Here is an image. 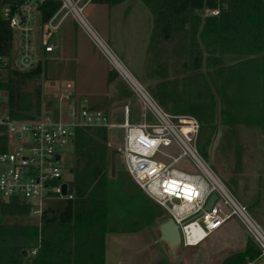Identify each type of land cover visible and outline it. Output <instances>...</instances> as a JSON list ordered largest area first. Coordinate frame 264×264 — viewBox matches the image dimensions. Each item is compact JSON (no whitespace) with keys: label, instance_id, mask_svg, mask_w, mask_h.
Returning a JSON list of instances; mask_svg holds the SVG:
<instances>
[{"label":"trees","instance_id":"16d2710c","mask_svg":"<svg viewBox=\"0 0 264 264\" xmlns=\"http://www.w3.org/2000/svg\"><path fill=\"white\" fill-rule=\"evenodd\" d=\"M93 1L113 5L123 0ZM141 1L151 15L152 39L188 40L191 73L187 104L181 112L195 115L199 133L204 124L211 126L208 144L218 104L222 123L253 122L254 114L262 110L258 98L263 97L259 88L264 82V0ZM59 4V0H45L38 5L40 27ZM216 6L217 15L202 13L205 7ZM13 35L0 10V58L6 61L0 71L3 105L12 118L34 119L42 113V88L40 84L29 87V83L45 72L41 58L47 43L42 44L40 56L24 68L17 60ZM108 136L105 127L75 129L70 141L74 163L68 180L72 197L47 205L37 223L6 222L9 217L28 216L29 209L17 198L0 202V264H104L105 235L135 230L137 225L129 223V196L119 185L110 184L115 177L108 174ZM0 140L2 151L6 149L5 137ZM154 214L148 206L143 219L150 224ZM156 214L166 216L163 208H157ZM261 259L260 247L248 235L244 248L224 257L221 264Z\"/></svg>","mask_w":264,"mask_h":264},{"label":"rangeland","instance_id":"374dc122","mask_svg":"<svg viewBox=\"0 0 264 264\" xmlns=\"http://www.w3.org/2000/svg\"><path fill=\"white\" fill-rule=\"evenodd\" d=\"M84 1L81 0L80 4ZM23 4L25 1L20 3V7ZM23 15H29V20L26 22L21 19L20 24L31 29L27 35L33 59L40 56L42 44L51 42L55 45L52 51L45 52L41 58L45 63V72L29 83V87L41 85V114L48 113L57 118L59 110L63 111L69 101L84 96L99 108L111 110L116 122L123 120L121 103L131 101L130 120H141L142 110L137 98L133 97L117 69L102 55L70 14L62 19L57 32L51 34L43 26L40 27L39 14L34 10L29 14L23 12ZM83 15L115 57L145 86L159 105L171 114L195 116L190 112H181V108L187 104L191 73L188 40L183 39L182 44L178 37L172 40L152 39L151 15L141 0H123L113 5L90 0L83 8ZM17 16L20 17L19 14ZM20 38L21 33L15 32L14 47L20 45ZM259 90V95L263 93V97L258 98L262 110L254 114V119L251 118L255 123H222L218 104L214 112L210 144L208 139L211 126L204 124L198 132L197 148L264 230V82ZM1 100L4 103V96ZM119 133L118 129L109 132L110 149L119 146ZM60 152L58 164L63 171V180L68 181L72 177L70 167L74 163L73 147L71 144L65 145ZM108 174L119 180L128 177L119 153L115 154L113 166L110 161ZM62 200L49 199L45 204L52 205ZM5 221L37 223L38 216H15ZM149 231L152 237H156L151 226ZM248 235L240 220L232 216L198 244H180V255L176 263L168 261L161 243L157 242L165 262L152 264H221L224 257L244 248ZM247 264H264V261Z\"/></svg>","mask_w":264,"mask_h":264},{"label":"built area","instance_id":"2783aa9c","mask_svg":"<svg viewBox=\"0 0 264 264\" xmlns=\"http://www.w3.org/2000/svg\"><path fill=\"white\" fill-rule=\"evenodd\" d=\"M43 1L4 0L0 6L13 32L21 33V43L15 50L17 60L24 68L29 67L34 59L27 35L31 29L21 26L20 20H29V15L25 17L23 12L29 14L34 10L38 13V5ZM59 1L58 8L43 27L49 34L55 33L62 19L70 14L117 69L133 97L139 101L142 118L140 121L130 120L127 101L121 105L123 120L116 122L110 110L94 107L87 97L82 96L69 101L63 111L59 110L57 118L44 113L34 119H15L6 112L1 100L5 95L0 91V139L5 137L6 145V149L0 151V202L17 198L28 206L29 215L40 217L47 206L45 201L71 198L68 181L63 180V171L58 164L60 149L70 144L78 127L100 126L108 132L118 129L120 142L116 149L127 175L177 224L180 244L196 245L236 216L260 247L261 260L264 261V230L197 148L198 119L190 114L175 115L166 111L123 66L85 19L83 8L90 0L82 4L81 0ZM202 13L217 15L219 6L205 7ZM54 47L48 42L44 49L52 51ZM5 65L6 61L0 58V71ZM62 183H66L65 194L61 193ZM212 194L215 197L207 206Z\"/></svg>","mask_w":264,"mask_h":264},{"label":"crops","instance_id":"0c3cea01","mask_svg":"<svg viewBox=\"0 0 264 264\" xmlns=\"http://www.w3.org/2000/svg\"><path fill=\"white\" fill-rule=\"evenodd\" d=\"M130 103L131 101H129ZM90 104L98 107V105L91 102ZM112 180L111 185L115 187L119 185L122 191L129 196V202L131 204L129 211L132 212L129 223L130 225L136 224L137 226L135 230L112 231L105 235L104 264H152L164 261V255L168 257L169 262L176 263L180 255V247L178 252L172 253L165 243L159 240L156 224L167 216L165 214L160 216L156 214L157 207H159L158 204L150 199L129 176L121 180ZM116 202H120V198ZM148 206H151L155 213L154 220L150 224L146 222L147 220L143 219L144 215L146 216V211H148ZM120 211H125V209ZM150 226L156 233V237H152L149 231ZM157 242L161 243L165 253L164 255L159 251Z\"/></svg>","mask_w":264,"mask_h":264},{"label":"water","instance_id":"95a60500","mask_svg":"<svg viewBox=\"0 0 264 264\" xmlns=\"http://www.w3.org/2000/svg\"><path fill=\"white\" fill-rule=\"evenodd\" d=\"M4 0L0 1V6ZM20 1V0H15ZM117 153L116 148L111 149V166L114 163V157ZM59 157V154L56 155V158ZM113 178V176H111ZM61 193H66V183L61 184ZM215 195L212 194L207 202V206H209L214 199ZM156 228L159 233V240L165 243V245L172 251V253L178 252L180 247V234L178 230L177 224L173 221V219L169 216L165 217L161 221L156 224Z\"/></svg>","mask_w":264,"mask_h":264}]
</instances>
